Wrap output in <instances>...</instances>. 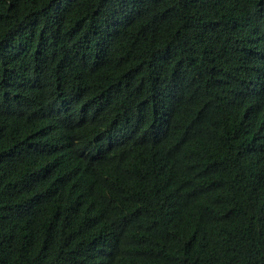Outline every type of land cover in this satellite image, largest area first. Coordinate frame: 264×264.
Segmentation results:
<instances>
[{
    "label": "trees",
    "instance_id": "1",
    "mask_svg": "<svg viewBox=\"0 0 264 264\" xmlns=\"http://www.w3.org/2000/svg\"><path fill=\"white\" fill-rule=\"evenodd\" d=\"M0 264H264V0H0Z\"/></svg>",
    "mask_w": 264,
    "mask_h": 264
}]
</instances>
